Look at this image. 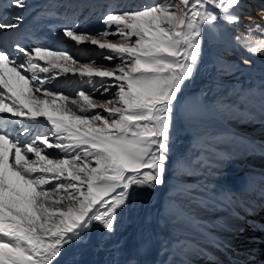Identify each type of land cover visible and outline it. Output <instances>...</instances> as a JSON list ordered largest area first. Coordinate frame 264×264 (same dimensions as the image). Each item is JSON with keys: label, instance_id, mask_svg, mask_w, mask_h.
Masks as SVG:
<instances>
[{"label": "snow or ice", "instance_id": "snow-or-ice-1", "mask_svg": "<svg viewBox=\"0 0 264 264\" xmlns=\"http://www.w3.org/2000/svg\"><path fill=\"white\" fill-rule=\"evenodd\" d=\"M10 3L27 8L25 0ZM240 4L159 0L109 11L99 33L64 29L77 45L108 50L104 59L115 62L106 66L79 64L67 49L44 45L0 48V116L33 123L43 117L51 125L49 132L34 133L30 124L0 119V264H55L64 246L81 239L93 222L114 232L133 186L164 183L173 114L195 74L204 30L220 21L239 24ZM22 19L0 20V30L14 29ZM258 50L264 51V42L248 49ZM57 70L114 78V85L101 87L117 90L98 99L43 87L40 74L51 77Z\"/></svg>", "mask_w": 264, "mask_h": 264}, {"label": "bare ground", "instance_id": "bare-ground-1", "mask_svg": "<svg viewBox=\"0 0 264 264\" xmlns=\"http://www.w3.org/2000/svg\"><path fill=\"white\" fill-rule=\"evenodd\" d=\"M146 1L159 2L25 0L26 9L11 4L3 12L0 6L4 22L23 16L16 28L0 30V48L9 50L3 44L16 33L61 23L64 28L49 38L52 47H66L79 64L106 66L115 62L104 59L108 50L90 42L77 45L64 36V29L102 32L103 16L109 11L141 8L139 4ZM241 1L238 11L244 12L241 20L246 25L220 21L204 30L197 82L222 90L217 103L208 104H203V93L196 97L181 93L173 114L164 183L154 188L133 186L129 202L118 212L114 232L93 222L81 239L64 246L55 264H264V51H248L264 42V13L257 6L264 0ZM248 10L256 13L259 21L254 23L259 27ZM239 26L244 29L238 40L234 34ZM245 60L247 66L242 65ZM40 75L47 81L43 87L69 97L85 91L110 99L117 90L112 87L105 93L101 87L114 85V78L90 80L59 70L51 77ZM0 119L30 124L34 133L51 129L43 117L35 123L10 115ZM259 208L263 209L258 215Z\"/></svg>", "mask_w": 264, "mask_h": 264}, {"label": "rangeland", "instance_id": "rangeland-1", "mask_svg": "<svg viewBox=\"0 0 264 264\" xmlns=\"http://www.w3.org/2000/svg\"><path fill=\"white\" fill-rule=\"evenodd\" d=\"M246 1H245V3H246ZM136 4H138V2ZM139 5H140V7H143L145 5H151V3L146 1L145 3L139 4ZM245 5H247V4H245ZM262 5H264V2H258L257 3V6H259L258 7L259 12H263L264 13V6H262ZM111 6L112 5L110 4L109 7H111ZM244 8L245 7L243 6L242 9H244ZM251 12H252V10H248V12L246 14H248V16L251 15L250 18L253 19L252 23L255 26H260V25H258L256 23H254V21H257V22L259 21V18L257 17L256 13L251 14ZM253 12H257V10H255ZM243 13L244 12H242V11L241 12L238 11V14L240 16V24L246 25L247 23L241 20V17L243 16ZM76 14H78V12ZM68 27H70V26H68ZM242 29H244V27H240L239 26V29H237V31H235V34H234L235 38L239 37L242 34ZM244 34H246V32ZM243 40H244V38H243ZM64 49H66V47ZM92 52L95 53L94 50H92ZM242 65L247 66L248 64L243 63ZM183 90H184L186 95L196 94L195 97L198 96L197 94L203 93V104H208L209 102L217 103V100L219 99V94L221 93L222 89H220L218 87H215V85L214 86L210 85L209 83L197 82V77L194 74V76L187 82V85L184 87ZM183 97H184V95H183ZM195 101H198V100L195 98ZM185 131H186V129H185ZM262 209L263 208H259L257 210V214L258 215L260 213H262ZM251 259H254V257H251Z\"/></svg>", "mask_w": 264, "mask_h": 264}]
</instances>
